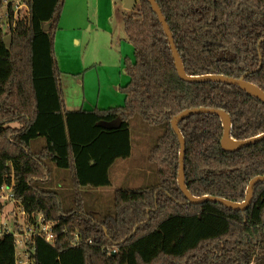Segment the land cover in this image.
Masks as SVG:
<instances>
[{
	"label": "trees",
	"instance_id": "obj_1",
	"mask_svg": "<svg viewBox=\"0 0 264 264\" xmlns=\"http://www.w3.org/2000/svg\"><path fill=\"white\" fill-rule=\"evenodd\" d=\"M25 2L29 14L13 29L0 25V187L14 181L30 222L40 214L54 222L53 242L35 237L33 264H264V182L244 210L192 202L178 182L181 143L172 126L187 109H222L232 137L248 139L264 133V101L238 85L183 80L158 14L149 0H137L138 11L124 17L135 55L126 60L125 103L70 110L56 56L66 0ZM157 2L188 74L244 77L264 90V0ZM136 115L166 125L150 156L160 184L118 189L115 215L98 216L87 209L84 189L111 184L112 165L131 155ZM179 127L188 190L243 202L251 180L264 175V140L225 148L222 119L212 113L193 114ZM38 138L43 145L33 143ZM54 168L70 171L69 209L57 190L41 185ZM17 251L13 233L0 236V264H18Z\"/></svg>",
	"mask_w": 264,
	"mask_h": 264
},
{
	"label": "rangeland",
	"instance_id": "obj_2",
	"mask_svg": "<svg viewBox=\"0 0 264 264\" xmlns=\"http://www.w3.org/2000/svg\"><path fill=\"white\" fill-rule=\"evenodd\" d=\"M138 9L137 4L134 10ZM131 11L124 7V0H66L56 33V56L68 109L109 108L125 103L122 88L130 79L126 60L135 57L124 27V17ZM10 41L8 34V45ZM130 129L131 155L118 158L112 165L111 184L84 189L87 209L98 216L115 215L114 198L118 189H145L160 184L157 165L150 156L166 125L152 124L136 115ZM35 142L43 145L44 139ZM41 185L57 190L65 209L73 207V184L68 169L54 168L50 180ZM2 206L0 223L13 228L16 214L23 220L17 204L2 203ZM18 252V264H33L26 248L19 246Z\"/></svg>",
	"mask_w": 264,
	"mask_h": 264
},
{
	"label": "water",
	"instance_id": "obj_3",
	"mask_svg": "<svg viewBox=\"0 0 264 264\" xmlns=\"http://www.w3.org/2000/svg\"><path fill=\"white\" fill-rule=\"evenodd\" d=\"M150 3L153 6L154 11L158 14L160 22L162 23L164 30L167 34V37L169 39V43L172 49L173 58L175 60V65L178 71L179 76L183 80L187 81H197V82H205V81H213V82H226L233 85L240 86L243 90L247 91L251 95L260 98L262 101H264V90L256 85L255 83L246 80L243 78H234L229 77L223 74H204V75H190L186 72L184 62L182 60V57L179 53L178 47L175 43L174 35L171 31L170 25L167 22L166 17L163 14V11L161 7L159 6V3L157 0H149ZM137 6V0H124V7L129 10H134ZM49 26H46V29H48ZM230 53H228L229 55ZM224 53L221 54V57H223ZM200 113H212V114H218L223 122L224 127V133L222 137V143L225 148L229 150H240L241 148L258 143L262 140H264V133H261L257 136L248 138V139H235L231 135L232 130V119L230 114H228L225 110L222 109H216V108H193V109H187L180 114L176 115L172 119V126L175 130V132L179 136V141L181 143V150H180V168H179V175H178V182L182 189V191L186 194V196L195 203H201L204 201H214V202H220L225 204L226 206L236 209V210H244L246 209L252 202L253 194H254V188L255 186L260 183L264 182V175L256 176L253 178L249 184L246 198L243 202H233L230 200H227L222 197L217 196H194L189 190L186 185V174H185V157H186V140L181 132V129L179 127L180 122L185 119L186 117H189L193 114H200Z\"/></svg>",
	"mask_w": 264,
	"mask_h": 264
},
{
	"label": "built area",
	"instance_id": "obj_4",
	"mask_svg": "<svg viewBox=\"0 0 264 264\" xmlns=\"http://www.w3.org/2000/svg\"><path fill=\"white\" fill-rule=\"evenodd\" d=\"M4 6L2 14L0 15V25L6 29H13L16 21L29 14V6L25 0H3ZM0 202L15 203L17 204L19 213L22 215L23 222L14 216V226H5L4 223H0V236L5 233H13L15 236L16 245L19 248H26V254L30 256V250L34 251V242L37 235L43 236L48 242L55 240V233L53 231V221L46 222L42 214L39 215L37 222L32 223L29 220L28 214L25 208L19 204L14 189V181L11 184H3L0 187ZM78 238V235H77ZM24 246V247H23ZM29 248V249H28ZM28 249V250H27ZM19 252L17 251V257Z\"/></svg>",
	"mask_w": 264,
	"mask_h": 264
},
{
	"label": "crops",
	"instance_id": "obj_5",
	"mask_svg": "<svg viewBox=\"0 0 264 264\" xmlns=\"http://www.w3.org/2000/svg\"><path fill=\"white\" fill-rule=\"evenodd\" d=\"M3 221V220H2ZM1 223H5V222H1Z\"/></svg>",
	"mask_w": 264,
	"mask_h": 264
}]
</instances>
